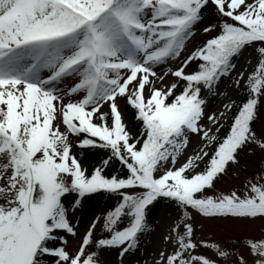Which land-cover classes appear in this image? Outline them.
Returning <instances> with one entry per match:
<instances>
[{"label":"snow or ice","instance_id":"6c2138e0","mask_svg":"<svg viewBox=\"0 0 264 264\" xmlns=\"http://www.w3.org/2000/svg\"><path fill=\"white\" fill-rule=\"evenodd\" d=\"M0 264H264V0H0Z\"/></svg>","mask_w":264,"mask_h":264}]
</instances>
